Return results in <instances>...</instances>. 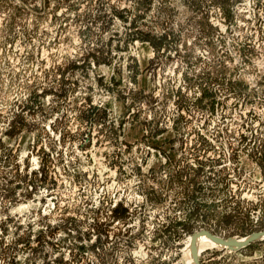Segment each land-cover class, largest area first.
I'll list each match as a JSON object with an SVG mask.
<instances>
[{"label": "rangeland", "instance_id": "obj_1", "mask_svg": "<svg viewBox=\"0 0 264 264\" xmlns=\"http://www.w3.org/2000/svg\"><path fill=\"white\" fill-rule=\"evenodd\" d=\"M201 228L264 230V0H0V264H189Z\"/></svg>", "mask_w": 264, "mask_h": 264}, {"label": "water", "instance_id": "obj_2", "mask_svg": "<svg viewBox=\"0 0 264 264\" xmlns=\"http://www.w3.org/2000/svg\"><path fill=\"white\" fill-rule=\"evenodd\" d=\"M200 235H205L206 237H208L209 239H211L212 241L221 244L223 246H227L230 247V238H223L220 237L216 234H213L211 231L207 230V229H198L195 230L193 232L190 233L189 236V244H190V255H191V259L193 264H199V258H198V252L196 250L195 247V239L196 237L200 236ZM264 238V230H257L254 231L250 234H247L244 236V238L234 247H232V250H236L239 249L241 247H244L246 245H248L250 242H253L257 239H261Z\"/></svg>", "mask_w": 264, "mask_h": 264}, {"label": "bare ground", "instance_id": "obj_3", "mask_svg": "<svg viewBox=\"0 0 264 264\" xmlns=\"http://www.w3.org/2000/svg\"><path fill=\"white\" fill-rule=\"evenodd\" d=\"M189 239L190 238H188L186 240L185 248H183V250L188 255V257L190 259V263L189 264H193L192 259H191V255H190ZM242 239L243 238H241L239 240H230V247H227V246H223L221 244H218V243L212 241L211 239H209L205 235H200V236L196 237V239H195V247H196V250H197L198 256H199V253H200V251L202 249L208 248V247H210L212 245H214L216 247H220V248L222 247V248H226V249L232 250V247H234L235 245H237Z\"/></svg>", "mask_w": 264, "mask_h": 264}]
</instances>
